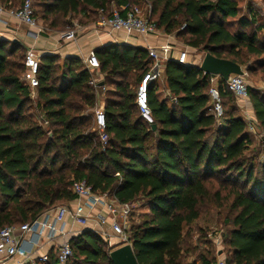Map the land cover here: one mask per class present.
I'll list each match as a JSON object with an SVG mask.
<instances>
[{
    "label": "trees",
    "instance_id": "obj_1",
    "mask_svg": "<svg viewBox=\"0 0 264 264\" xmlns=\"http://www.w3.org/2000/svg\"><path fill=\"white\" fill-rule=\"evenodd\" d=\"M35 1L50 28L68 16L108 15L113 5L147 1L148 18L154 16L158 28L191 47L241 66L243 50L264 55V25L254 14L238 16V0ZM34 15L38 17L35 9ZM21 49L0 41V228L31 221L47 208L70 202L72 180L85 179L93 191L107 192L121 202L141 201L148 209L141 223L129 230L138 264H191L184 257L189 250L181 246L183 228L199 217V205L216 199L219 189L229 185L235 214L224 238L225 262L264 264V161L261 177H256V166L246 155L249 133L234 107L224 109L223 98L234 97L221 77L217 84L223 116L217 120L210 111V75L198 65L167 60L163 77L171 100L160 98L156 84L147 89L155 129L139 115L135 91L121 81L112 82L114 98L106 97L103 105L108 140L92 144L84 133L89 123L83 111L95 105L98 89L88 85L90 75L82 62L66 57L58 63L54 55L40 59L34 106L47 120L49 135L37 119L23 117L30 89L20 80L25 53L18 54ZM94 54L105 76L123 77L139 69L142 73L150 62L146 48L126 44L100 46ZM55 69H60L58 76ZM248 97L264 141V94L249 89ZM82 147L88 148L83 161L78 155ZM52 148L56 150L49 156ZM60 156L75 162L71 180L55 166ZM214 183L218 188L211 192ZM102 244L98 233L82 230L70 237L69 259L112 264ZM199 259L200 264L215 261L203 254ZM55 263L50 253L48 262L36 264Z\"/></svg>",
    "mask_w": 264,
    "mask_h": 264
},
{
    "label": "built area",
    "instance_id": "obj_2",
    "mask_svg": "<svg viewBox=\"0 0 264 264\" xmlns=\"http://www.w3.org/2000/svg\"><path fill=\"white\" fill-rule=\"evenodd\" d=\"M4 11V7L0 5V14ZM7 11L18 21L28 26L30 34L33 37H37V35L45 31L38 18L34 15L32 0H22L19 6L10 8ZM97 26L106 28L108 32H123L127 38L133 34L145 37L158 31V27L154 22L148 16H144L136 4L115 7L110 10L108 15H100L97 19ZM183 26L184 24L181 28ZM78 27V23L73 22V26L58 31L59 39L63 41L75 40ZM171 47L169 45L165 49L168 50ZM146 50L150 62L141 73L136 86L134 100L141 118L147 124H152L153 118L148 106L147 89L149 85H154L156 80L162 76L165 63L169 59L164 52L159 51L156 47L147 46ZM39 62L40 56L33 48H27L24 53V70L20 80L29 87V96L34 101L36 99L35 88L38 85ZM83 65L90 75L87 81L88 85L95 89L102 87L101 81L95 77V74H100V71L99 61L94 51L88 52L87 56L83 59ZM216 77L219 76H210L208 96L211 102L210 111L217 120H220L223 116V106L218 84L215 81ZM224 81L232 96L243 108L242 118L246 130L249 133L257 134L258 124L252 113L244 74H230ZM36 117L38 124L44 130L47 129L48 122L43 113L38 111ZM93 122L99 142L105 144L108 140V133L105 129L106 123L102 102L95 103L94 105ZM69 188L74 195L70 202L47 208L31 221L23 222L19 225H6L0 228V264L13 257L30 261L31 264L48 262L49 254H40L35 258L32 256L33 252L44 242H55V250L52 251L56 260L55 264H65L72 255L70 237L68 236L69 231L66 226L67 224L74 223L84 225L90 219V216L84 212V204L81 201V198L87 197L101 202L106 210L105 214L99 212L93 216V220L101 228V236H106L105 226H108L111 233L121 242L120 244L130 243L128 230L132 202H121L107 192L93 191L85 179L72 180ZM27 233L34 234L36 238H25ZM216 243H220V237L216 239ZM17 264H23V261H18ZM213 264H226V262L222 257H219L215 259Z\"/></svg>",
    "mask_w": 264,
    "mask_h": 264
},
{
    "label": "rangeland",
    "instance_id": "obj_3",
    "mask_svg": "<svg viewBox=\"0 0 264 264\" xmlns=\"http://www.w3.org/2000/svg\"><path fill=\"white\" fill-rule=\"evenodd\" d=\"M33 7L36 11V14L38 18L41 20L40 23L44 27V30L52 29L48 25H46L45 21L41 18V15L39 13V5L35 0H32ZM141 10L142 14L144 16H149V2L147 1H140L139 3H135ZM239 5V15L238 16H246L248 17L249 14H254V16L258 20V24L264 25V0H238ZM115 8V6H111L108 10H112ZM96 17H98L97 14L89 13L83 16L80 15H74V16H68L67 18L61 19L56 26V28H53L57 31L65 30L69 26H73L74 23L78 24H87L90 21L94 20ZM237 17L232 18L231 23L233 24L232 30L235 29V20ZM152 20H155V17H152ZM263 31H260L259 33H262ZM177 40L181 41L180 38H177ZM25 49H21L20 53H24ZM190 52L196 53L198 57V61L200 62L203 54L206 52L204 50L200 49H190ZM242 59L244 60V64H242V67L245 70L244 73V80L247 84L248 90L251 89L253 91H258L262 94H264V55L263 54H248L243 50ZM198 62V64H199ZM248 68V70H246ZM60 72V69H55L54 74L58 76ZM95 74V73H94ZM141 74V70H131L127 73V75L120 77L116 75H109L105 76L102 72L100 74H95V77L98 78L103 86L98 88V94H97V100L96 103L102 102L103 105L105 103L106 97L107 98H114L111 95V92L115 89L114 83L121 81L123 85H126L127 89L134 92L136 90V86L138 83V78ZM22 75V74H21ZM20 75V77H21ZM220 77H216L215 81L218 82V79ZM105 81V82H104ZM162 79L158 78L156 80V86H157V93H161L163 90L162 85ZM162 98H167L168 100H171V96L169 92H165L164 94L161 93ZM35 101L29 97V100L25 102L24 110H23V117L25 120H36V107L34 106ZM223 106L224 109H228L230 106L235 108V113L242 116V106L241 104L235 99L230 98L229 100L227 98H223ZM93 107H87L83 111V114L85 116V121L88 124V127L85 129L84 133L90 136L89 140L92 144H95L96 142H99L97 132L95 130L94 122H93ZM33 122V121H32ZM38 124V120L36 121ZM50 127H47L45 129V132H50ZM258 133L253 134L249 133L250 141L248 145V149L246 150V155L251 159V161L256 166L255 168V175L256 177H261L260 173L258 172L260 170L259 166L264 161V141L261 140V135L263 131L258 128ZM45 138V134L42 137V139ZM56 149L52 148L50 155H53ZM88 152V148L82 147L78 148V155L80 160L83 161L84 157L86 156ZM75 162L74 160L66 159L63 156H60L58 161L56 162L55 166L58 167L61 171V173H64L68 176V180H71L73 177L70 176V166H74ZM225 185V184H224ZM229 185H225L224 187L220 188L219 190V196L214 199H210L208 201L203 202L201 205H199L200 215L197 219L193 220L191 223H189L187 226H184L183 228V237L181 241V246L185 250L186 248L189 250L186 252L185 261L190 262L191 264H200L199 256L201 254L207 255L208 257H213L214 259L222 257L226 262L228 259V247L224 243V238L228 234L229 230L232 228V217L235 214V210L231 208V200L232 196L228 195L227 188ZM250 183L247 186L248 189H250ZM218 186L216 183L212 185L211 192H213L215 189H217ZM148 214V209H146L141 203V201H133L132 202V212L130 217V223H129V230L130 228L136 227L141 223V221L146 217ZM106 227V236H101L102 238V248L105 251H110L119 245H121L120 241L118 239H114V235L111 233L108 226ZM128 230V231H129ZM100 233V232H96ZM112 234V235H109ZM108 236L112 237L109 238ZM220 237V243H216V239ZM220 253H219V252ZM108 264L107 261L98 259L95 263L85 262L82 260H75L73 257L69 259L66 264Z\"/></svg>",
    "mask_w": 264,
    "mask_h": 264
},
{
    "label": "crops",
    "instance_id": "obj_4",
    "mask_svg": "<svg viewBox=\"0 0 264 264\" xmlns=\"http://www.w3.org/2000/svg\"><path fill=\"white\" fill-rule=\"evenodd\" d=\"M18 1L21 0H0V5L5 9V11L0 14V41L15 43L25 50L29 47L33 48L40 56V59L44 55H54L56 56V62L58 63H61L66 57H71L79 59L83 64V59L87 56L89 51H94L96 48L107 44H126L142 48H146L147 46L156 47L159 51L164 52L165 55L168 56V59L183 64L198 65L199 59L197 54L190 52V49H193L194 47L177 40L175 34L167 33L162 28H158V31L155 34L145 37L133 34L131 37L127 38L123 32H108L106 28L97 26V19L100 16H98L94 22L85 25L78 24L79 27L76 39L72 41L60 40L58 37V31L53 28L40 33L37 37H33L30 34L29 27L11 16L7 11L10 8H16L19 5ZM38 20L41 21L39 18ZM169 45L172 47L166 50L165 47ZM160 78L163 81L162 85H164L161 93H167L168 90L166 88L163 74ZM155 84L157 83L155 82ZM155 91L157 92V89H155ZM161 93H159L160 98H162ZM81 201L84 204V212L90 216V219L84 225L75 223L67 224L66 228L69 231V237L77 235L82 230L86 229L100 232L101 228L93 220V216L99 212L105 214V208L101 202L94 201L91 197L81 198ZM98 234L101 236V233ZM30 237L36 238L35 235L31 233L25 235V238ZM108 237L112 238L110 236ZM113 238L115 239L116 237L114 236ZM53 250H55V242H44L35 252H33L32 256L35 258L40 254H50ZM18 261H23V264H31L30 261L22 260V258L18 257L9 258L2 264H17Z\"/></svg>",
    "mask_w": 264,
    "mask_h": 264
},
{
    "label": "water",
    "instance_id": "obj_5",
    "mask_svg": "<svg viewBox=\"0 0 264 264\" xmlns=\"http://www.w3.org/2000/svg\"><path fill=\"white\" fill-rule=\"evenodd\" d=\"M198 67L203 73L209 74L212 77L219 76L223 80H226L230 74L243 75L245 73L244 68L237 62L214 56L210 52L203 54ZM155 127L156 124L152 123L151 128L155 129ZM48 134L50 135V133ZM108 257L112 264H138L131 243L121 244L110 250Z\"/></svg>",
    "mask_w": 264,
    "mask_h": 264
}]
</instances>
